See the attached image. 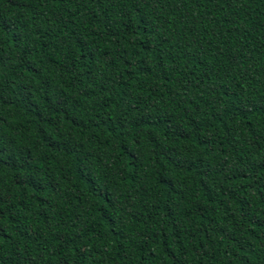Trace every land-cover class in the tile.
Masks as SVG:
<instances>
[{
    "label": "trees",
    "instance_id": "obj_1",
    "mask_svg": "<svg viewBox=\"0 0 264 264\" xmlns=\"http://www.w3.org/2000/svg\"><path fill=\"white\" fill-rule=\"evenodd\" d=\"M0 264H264V0H0Z\"/></svg>",
    "mask_w": 264,
    "mask_h": 264
}]
</instances>
